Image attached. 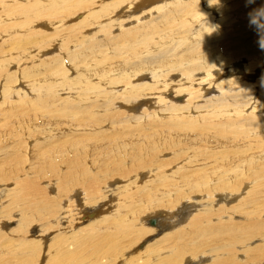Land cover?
<instances>
[{"label": "bare ground", "instance_id": "6f19581e", "mask_svg": "<svg viewBox=\"0 0 264 264\" xmlns=\"http://www.w3.org/2000/svg\"><path fill=\"white\" fill-rule=\"evenodd\" d=\"M128 4L133 12L149 4L140 16L156 17L140 23L135 12L125 27ZM117 7L127 10L125 20ZM262 8L264 0H0V191L14 197L0 201V215L17 206L24 229L19 239L0 236V264H192L198 252L209 253L211 264H236L220 252L234 242L245 249V239L264 243L255 215L264 195V138L252 140L231 101L213 107L216 97L203 98L232 85L252 93L244 118L264 115V61L242 54L229 26L237 17L258 25ZM249 32V39L257 35ZM155 46L151 54L168 53L169 67L179 54L178 70L144 69ZM166 92L182 103L173 105ZM254 146L257 155L232 157ZM104 157L112 161L96 165ZM104 193L111 199L100 204ZM71 194H84L83 204ZM106 207L113 208L109 217ZM152 212L162 218L161 230L170 229L168 240L145 244L150 259H135L126 252ZM89 214L100 219L95 232L77 228ZM43 219L53 221L40 222L53 230L45 248L40 226L36 237L25 234ZM192 239L214 241L203 251Z\"/></svg>", "mask_w": 264, "mask_h": 264}, {"label": "rangeland", "instance_id": "374dc122", "mask_svg": "<svg viewBox=\"0 0 264 264\" xmlns=\"http://www.w3.org/2000/svg\"><path fill=\"white\" fill-rule=\"evenodd\" d=\"M162 1H166V0H162ZM129 6H131V8H127V10H129V11H127L125 8H121V7H123V6H121V7H119V9H118V7L116 8V10L114 9V12H116L117 11V13L119 12V11H122V12H119L118 14H116V15H118V16H121L122 14L121 13H123L124 12V10L125 11H127V12H124V13H126L125 14V16L128 14L129 15V17L127 18L128 19V21H129V19H131L129 22L127 21V20H125L126 18L122 15V17H120L119 18V20H125L127 23L126 24H128V25H126L125 27H129V26H133V24L131 23V22H133L132 21V18H134V17H139L140 16V13H141V11H139L138 12V10H143L145 7H147V8H149L148 6H149V4H145L146 6L144 7V8H142V9H138L137 10V8H136V10L133 12V10H134V7L132 6V5H130V4H128ZM144 6V5H143ZM122 9V10H121ZM147 10V9H146ZM132 11V12H131ZM234 11H235V14H237L240 10H239V8L237 9V7H235V9H234ZM130 12V13H129ZM136 12V13H135ZM149 12H150V10H149ZM154 12V11H153ZM153 12H150L151 14H153L152 16H153V19H154V17H156V15L153 13ZM135 13V15H133ZM159 13V12H158ZM130 14H132L133 16H131L130 17ZM161 14V13H160ZM159 14V15H160ZM150 15V14H149ZM155 15V16H154ZM151 15H150V17L149 16H140V23H141V21L142 22H144V19H147V20H150L151 19V17H152ZM143 17H145V18H143ZM256 17L258 18V19H256V23L258 24V25H255V23H254V25H252V22H253V20L252 21H246V19L247 18H245V17H237V18H235V19H233V21H232V23H230V27H231V30H233L234 32H235V34L234 35H236V37L239 39V42L241 43V46H242V49L245 51V53H242V54H245V55H250V56H255V57H258V59H259V63L260 62H263L264 61V47H262V45H261V42L262 41H264V16L263 15H261V14H257L256 15ZM142 19V20H141ZM73 22H75V20L73 21ZM244 22L245 23H247V25H248V27L247 26H245L244 25ZM130 23V24H129ZM252 25V26H251ZM256 26V27H255ZM259 26H261L260 28H258ZM171 29H175L173 26L171 27ZM235 29V30H234ZM237 29V30H236ZM247 29H248V31H250L249 33L251 34V32H253L252 34H254V33H257V35L255 36V38H252V39H249L248 38V36L245 34V32H247ZM238 30H240V31H238ZM242 30V31H241ZM238 31V32H237ZM93 32H94V30H93ZM164 32V31H163ZM219 32H220V30H219ZM116 33V32H115ZM165 34H166V32H164ZM176 33H177V30H176ZM206 34H207V36L210 38L211 37V31L210 30H207L206 32H205ZM237 33V34H236ZM89 34H91V33H89ZM97 37H101V38H103V34H98L97 35ZM142 41V40H141ZM57 42V41H56ZM140 42V41H139ZM207 42H208V40H207ZM129 45H127V46H125V47H128ZM158 48V46H155V47H153L150 51V54H148V56H149V59L150 60H148L147 61V63H146V65H145V68L144 69H146V70H157L158 72H160L161 70H165V69H167V68H171V69H174L175 71L176 70H178V62H177V59H178V56H179V54L176 56V58L174 59V61H175V64H177V65H173V66H171V67H169V64H170V61H169V59L167 58L168 57V53H163V54H156V55H152L151 53L154 51V50H156ZM174 49V48H173ZM178 53H180V50H177V49H175ZM55 51L56 50H53V53H55ZM188 55V54H187ZM188 57H189V55H188ZM190 63H192V64H194L192 61H191V59L189 58V64ZM237 64H239V62H237ZM236 64V65H237ZM264 65H262L261 67H263ZM138 73V72H137ZM137 73H136V75L134 76L135 77V79H134V82L133 83H136L137 82V77H139V75H137ZM173 73H176V72H171L170 74H173ZM256 75H254V76H259L258 75V73L256 72L255 73ZM141 76V75H140ZM260 77V76H259ZM147 79H148V77H147ZM146 79V80H147ZM173 80H175L176 78H172ZM263 79H264V77H263ZM148 81V80H147ZM227 90H223V91H216V90H212V91H209V92H207V94L206 93H203V98H206L204 101H208V99L209 98H211V97H216L215 98V101L214 102H212V101H210L209 103L214 107L215 105H217V104H219L220 102H222V101H224V100H229V101H231L232 102V104H234V107H236V108H238L239 110H242V113H241V117H240V124L242 125V127L244 128V129H246L248 132H250L251 134H252V136H253V141H262V139L264 138V115L262 116V117H260L259 116V113L257 112L256 114H253L252 115V113L250 114V116L248 117V118H244V114H243V111H245L246 113H248V112H250L251 111V109L249 108L248 109V107L246 106V102H247V100L249 99V96L252 94L250 91H240V90H238V89H236L234 86H232V85H229V86H227ZM101 93V90H97L96 91V95H98V94H100ZM163 96L165 97V98H171L172 96L170 95V93L169 92H166V93H164L163 94ZM173 98V97H172ZM171 98V99H172ZM251 98V97H250ZM185 98L184 97H182V100H184ZM150 102L148 103V104H150V106H149V108H148V110H152L153 108H154V106L152 105V102L154 101L153 99H148ZM254 100H256V98L254 99ZM177 101L179 102V99L178 98H176V99H174L173 98V105H175L176 106V103H177ZM257 103H256V105L255 106H257L258 108H256L255 109V111H258V109L260 108V105H259V101H260V98H257ZM181 102V101H180ZM179 102V103H180ZM179 103H177V105L179 106ZM182 103V102H181ZM136 103L134 102V105H135ZM204 106H207V102L204 104ZM141 108L142 107H138V108H136V110L134 111V113L136 114V113H139L140 111H141ZM228 111H230V107L227 109ZM147 118H149V116L148 115H146V114H144V115H142L141 117H140V120H138V122L141 124L144 120H146ZM250 138H251V136H249ZM260 152V149H258V148H256L255 146L254 147H251V148H248V149H243V150H240V151H236L233 155H232V157H234V156H239V157H246V156H249V155H252V154H254V155H257L258 153ZM112 161V159H110L109 157H104V158H98V160H97V162H96V165L97 164H99V165H108V163L109 162H111ZM125 166L126 167H128L129 166V163L128 162H126L125 163ZM59 166L57 165V168H58ZM128 169V168H127ZM52 174H51V172L50 171H48V172H46L45 174H43V177H50ZM118 179H120V180H124V178H118ZM90 179H86V178H82L81 180H80V182H82V183H87L88 181H89ZM145 180V179H144ZM141 183V182H140ZM139 183V184H140ZM51 193H52V190H51ZM8 194V195H7ZM10 194V192H8V191H3L2 190V192L0 191V201H5V198H7V199H14V197H12L11 195H9ZM12 194V193H11ZM105 195H106V197L104 198V200H102V201H100V204H103V203H101V202H108L109 201V199H111V195L110 194H107V193H104ZM8 196V197H7ZM84 194H80L79 195V198L78 197H75V194H71V195H69V197L70 198H72V197H74L75 199H71V201H74L75 203H81V204H83V198H84ZM263 197V198H262ZM262 197L261 198H259V200L260 201H258V203H260L261 201V203L260 204H257V207H256V220H258V222H259V220L261 221V222H259V224H261V225H263L264 226V203H263V201H264V195H262ZM65 199V197L63 196V200ZM9 200H7V203L6 204H8V201ZM234 201H236V200H234ZM63 202L64 201H62L61 202V204L63 205ZM99 204V203H98ZM219 204V203H218ZM232 205H234V202L233 203H231V205H227V206H232ZM93 206H95V205H92L91 207L92 208H95V207H93ZM180 206V205H179ZM178 207V206H177ZM177 207H175V208H177ZM7 208H9L8 209V217L7 216H2V215H0V236L3 238V239H19V237L21 236V234L23 233V231H24V229L22 230V231H20L19 229H18V227H17V221H18V219L16 218V216L18 215V211L17 210H15V208L17 209V206L13 209L12 208V206L11 207H7ZM12 208V209H11ZM87 208H88V206H87ZM11 209V210H10ZM81 209H82V207H81ZM108 209V210H107ZM14 210V211H13ZM106 210H107V212H106ZM113 210V208H107L106 207V209H104L103 210V212L102 213H104V216L106 215V213H108L107 214V217H109L108 215H110L109 213H110V211H112ZM9 211H13V212H11L12 213V216L13 217H11L10 215H11V213L9 214ZM17 211V212H16ZM36 211V210H35ZM263 211V212H262ZM17 213V215H16V213ZM43 213V214H42ZM45 213V214H44ZM153 213L154 212H152V213H147V214H145V215H148L146 218V220L144 221V224L142 225V228H144L145 229V231L142 233V235H140V237L141 236H143L142 237V239H135L136 241H135V243L132 245V248L128 251V252H126V253H128V255H135L136 257H134L135 259H137L138 258V255H143V256H140V257H142V258H149L150 259V257L148 256V254H149V252H146V251H144V247L145 246H147V245H151V244H154L155 242H160L161 240H163V241H165V240H168V239H165L164 240V233L165 232H168L170 229H164V230H161V225L163 224H161V221H162V218L161 217H159V215H153ZM28 214V213H27ZM29 214H32V213H29ZM27 215L28 217H30V216H32V215ZM84 214V213H83ZM152 214V215H151ZM39 215H41L42 216V218L44 217H46V216H44V215H46V212H42V211H40L39 210ZM234 216H237V217H234L233 219H235L236 221H238L239 219H241V218H239L238 216H241V214H239V213H235V214H233ZM88 217L87 218H85V219H83V218H81L79 221H77L76 223L77 224H79L78 226H77V228L78 227H80V228H83V232H86V231H89V232H95V231H97L98 229H99V220L97 219V220H95V218H97V216H94V215H87ZM149 216H151V218L149 217ZM157 216V217H156ZM2 217V218H1ZM6 217V218H5ZM16 218V219H13V221H12V219L11 218ZM93 217H95V218H93ZM100 217H102V215L101 216H99V218ZM155 217V218H154ZM31 218V217H30ZM149 218V219H148ZM158 218H160V219H158ZM239 218V219H238ZM7 219H8V221H7ZM10 219V220H9ZM107 220L108 219H110V218H106ZM150 219H155V224H149V220ZM232 219V218H231ZM4 220V221H3ZM90 220V221H89ZM160 220V221H159ZM49 221H51V220H49ZM45 222V219H43V220H41V221H37V222H35V223H33L34 221H32V223L30 224V226H28V228H26V233L25 234H27L28 235V237L29 238H27V239H31V237L32 238H34V237H36V230L38 229V227L40 226V229H39V234H40V237H39V239H42L41 241H43L44 239L46 240H44L45 242L43 243L44 244V247L43 248H45V245H47L48 243H49V240L48 239H50L53 235V230H50L51 231V234L49 233L50 231H48V233H47V231L45 232V230L46 229H42V226H44V224H42V223H40V222H45V224H47V223H52L53 221H51V222ZM147 222V223H146ZM164 222V221H163ZM6 224H8V225H6ZM13 224H16V225H13ZM40 224V225H39ZM161 224V225H160ZM3 225H5V227L6 228H8L10 231H8V229H6V228H4V226ZM12 225H13V228H11L12 227ZM11 226V227H10ZM38 226V227H37ZM235 226H241V225H235ZM254 226V225H253ZM263 226H260V227H263ZM53 227V226H52ZM54 227H56V226H54ZM242 227H244V226H242ZM11 228V229H10ZM35 228V229H34ZM95 228V229H94ZM159 228V229H158ZM245 228V227H244ZM15 231L16 229H18L19 231H15V233H14V231ZM42 229V230H41ZM248 232H249V234L248 235H251V234H253V230L252 229H247V228H245ZM2 230V231H1ZM4 230V231H3ZM30 230V231H29ZM76 230V229H75ZM160 230V231H159ZM12 231V232H11ZM42 231V232H41ZM44 231V232H43ZM82 231V230H81ZM6 232V233H5ZM16 232H17V234L19 235L20 233V235L18 236L17 234H16ZM3 233V235H5L4 237H3V235H1ZM9 233V234H8ZM35 233V235H33ZM42 233H43V235H42ZM144 233H146L145 235H144ZM11 234H13V235H11ZM46 234V235H45ZM163 234V236H161ZM203 234V233H202ZM9 235V236H8ZM14 235H16V236H14ZM26 236V235H25ZM34 236V237H33ZM10 237V238H9ZM14 237H18V238H14ZM162 237V238H161ZM195 237H198V236H195ZM2 238H0V239H2ZM157 239V240H156ZM158 239H160V240H158ZM247 240H249V239H245V241H246V243H243L244 245H246V248L245 249H241V247H243V246H241V243H238V242H234L232 245H230V246H227V250H229V251H227V250H222L221 252H220V257L221 258H226V257H231V259H233L234 261H233V263H236V264H240V263H242V264H264V243H260V239L259 238H253V239H250L249 241H247ZM153 241V242H152ZM214 241V239H206V240H204V241H200L199 239H192L191 240V242L193 243V245H199L202 249H203V251L205 250V249H207L208 247H210V245L212 244V242ZM149 242V243H148ZM137 243V244H136ZM157 243H156V245H157ZM145 244H147V245H145ZM162 244H165L164 242H162ZM155 245V246H156ZM137 248H138V250H137ZM152 248H155V247H152ZM137 251L138 252H140V253H137ZM230 252V254H228ZM197 254H199L197 257H195L194 258V262L192 263V264H195V262L197 263V264H211V259H210V255H209V253L208 254H205V252H198ZM126 255V254H125ZM45 257V256H44ZM43 256H41V258H44ZM192 256H190V258H191ZM199 257H203L201 260L199 259ZM46 258V257H45ZM186 258L187 259H190V258H188V256H186ZM207 258V259H206ZM122 261H123V258H120ZM211 261H210V260ZM120 260V261H121ZM196 260V261H195ZM207 260V261H206ZM119 261V259H118V263H121ZM203 261V262H202ZM151 261L149 260V262L148 263H150ZM205 262H207V263H205Z\"/></svg>", "mask_w": 264, "mask_h": 264}, {"label": "clouds", "instance_id": "9594fccd", "mask_svg": "<svg viewBox=\"0 0 264 264\" xmlns=\"http://www.w3.org/2000/svg\"><path fill=\"white\" fill-rule=\"evenodd\" d=\"M257 12H258V13H259V12H264V8H262V9H258ZM261 45H262V47H264V41L261 42Z\"/></svg>", "mask_w": 264, "mask_h": 264}, {"label": "water", "instance_id": "95a60500", "mask_svg": "<svg viewBox=\"0 0 264 264\" xmlns=\"http://www.w3.org/2000/svg\"><path fill=\"white\" fill-rule=\"evenodd\" d=\"M148 222H149V224L153 225V224H155L156 221H155V219H150Z\"/></svg>", "mask_w": 264, "mask_h": 264}]
</instances>
